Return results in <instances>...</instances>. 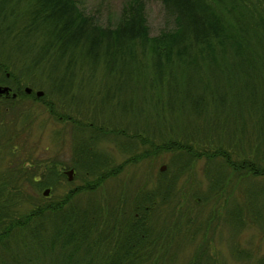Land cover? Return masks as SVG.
<instances>
[{
  "label": "trees",
  "instance_id": "trees-1",
  "mask_svg": "<svg viewBox=\"0 0 264 264\" xmlns=\"http://www.w3.org/2000/svg\"><path fill=\"white\" fill-rule=\"evenodd\" d=\"M156 1L172 28L154 36L146 0L127 1L115 26L86 14L83 0H0V80L10 73L18 87L33 76L43 81L42 103L55 120L72 123L74 148L73 164L48 159L54 166L35 182L42 163L13 161L33 122L20 128L21 100L0 98V163L12 162L4 172L0 166V264H172L182 251L173 243L206 231L191 224L215 233L221 222L236 224L240 209L229 221L217 210L193 214L198 189L181 195L178 187L201 184L194 175L203 158L210 184L203 206L220 204L215 195L228 189V210L242 182L264 174V0ZM76 129L87 137L82 143ZM109 134L136 151L126 166L151 168L113 191L107 182L118 166L99 173L107 164L98 143ZM164 154L167 170L156 176ZM59 165L89 175L60 199L43 197L62 186ZM32 186L37 198L26 192Z\"/></svg>",
  "mask_w": 264,
  "mask_h": 264
},
{
  "label": "rangeland",
  "instance_id": "rangeland-1",
  "mask_svg": "<svg viewBox=\"0 0 264 264\" xmlns=\"http://www.w3.org/2000/svg\"><path fill=\"white\" fill-rule=\"evenodd\" d=\"M127 1L129 0H83V9L85 13L89 15L100 13L99 17H101L103 24L107 25L111 23L112 26H115L121 18L122 9L124 8ZM146 1L147 15L152 35H158L160 31L165 28H172L169 24V19L165 15L162 3L156 0ZM251 72L252 77L256 78L257 72L253 70ZM262 73L264 75V70ZM31 78L33 79L32 81L26 80L28 86L35 87L40 83L41 85H38L37 87L42 89L43 81H40L39 79L34 80V76ZM192 78L196 79V76H193ZM228 105L231 107V104ZM20 106L21 116L23 117L19 121L20 128L24 127L26 124V118L29 119V122L32 121L33 123L28 127L29 130L27 133L20 139L22 145L17 146V153L13 161L15 164L16 160L25 161L28 158L29 161H33L31 163L33 165L42 163L38 165L40 168L38 169V172H35V178L40 182L45 181L43 180L44 172L47 170V168L52 167V165L54 166L53 163L50 164V162L54 161L53 159H56V161L60 160L63 163H68L70 165L74 162V148L72 139L73 132L71 129L72 123L70 121L61 122L59 119H57L58 117L56 119L60 122H57V120L52 117L49 109L44 107L43 103L25 99L19 102L18 107ZM189 117L192 118V116ZM7 119L11 120V117L8 116ZM252 130L254 129L252 126H250L249 131L251 135ZM58 131L61 133L56 136V132ZM75 136L80 137V143L87 139L86 135L82 136L81 131L77 129L75 130ZM123 142L124 141L117 142L114 135L109 134L106 135L105 138L101 139L98 143V150H100L99 153H101V160H105L102 163H105V165L107 164L105 166L107 168L100 170L99 173L101 175H108L115 166H118L117 168L121 170L116 178H111L107 182V184H110L111 191L116 189L118 184H126L127 179H130L135 174L142 177V174L147 172V169L151 172V168H148L147 165L148 162H139L136 164L133 163L126 166L125 162H128L129 158H131L136 151L128 152V148L124 150V146L126 145L124 144L123 146ZM260 147H263L262 152H264V142H261ZM245 156L249 157L248 155ZM233 157H235V155H233ZM251 157H253V154ZM170 158L171 156L168 154H164L162 156V159L156 164L154 168V175L158 176L161 166L164 164L168 165ZM242 159L243 158L238 161L241 162ZM6 160L10 161L9 159ZM7 161L0 163L1 168H3L1 169L2 172L6 171V169L12 166V162H10L7 166ZM219 161L224 162V160ZM196 162V174L194 176L196 181L201 182V184H179L178 187L180 188L181 195L183 194L184 190L191 191L192 189H198L197 192L199 193L200 199L199 197L196 199L198 205L194 204L192 209L193 214L203 211V216L205 218H209L211 213L217 210L218 212L220 211L222 218L228 221L230 216L228 213L230 210L235 215L236 208H238L240 209L241 214L239 215L237 221L235 220V225H228L225 222H221L217 233L213 231L214 226H212V228H202L200 226V222L198 221H196L194 224H191L194 231L196 228L201 230L206 229V231L204 230V232L198 233L195 240L190 244L184 243L183 241H181L179 244L173 243V247L171 248H175V246H177L182 251L172 264H264V174H261L262 176L251 175L248 177L249 180H244L242 182L241 189L239 191L240 195L237 198L238 203L234 207L229 206L228 210L223 207V201L225 200V196H227L226 192L228 189H225L223 192L215 195L214 200H220L221 198V203L219 201L220 204H214L213 207L208 203L209 206L205 207L203 206L204 200L206 198L204 197V194L210 188V184L207 183L208 181L205 175V167L207 164L203 158L198 159ZM111 163H114L112 167L110 165ZM25 167L30 168L29 163H26ZM57 169L59 174L62 176V180L59 181L62 183V186L57 189L55 194H51V191H49L47 196L45 195L47 189H44L41 195L43 197H48V199L55 197H59L58 199H60L61 196L65 195L72 187L75 188L83 185V181L89 175L78 174V183L69 185L67 177L64 175V173L70 170V167L67 168L64 165H59ZM165 170H167V167ZM145 174L147 175V173ZM142 179L147 180L146 176H144ZM182 180L184 182L189 181V179L187 180V177H183ZM138 181H140V179H138ZM154 181V177H151L150 182ZM133 186L135 187L137 184H133ZM148 187L151 188V190L148 189L149 192L153 191L154 184L149 183ZM129 190L134 189L131 186ZM26 192L33 195L35 198H37L39 195L38 191L35 190L33 186L28 188L26 187ZM236 194H238V191ZM189 196L190 194L187 195V197ZM237 196L238 195L234 194L233 197L235 200ZM184 199L188 200L189 198ZM183 206L186 207L185 204H183ZM27 208L28 207H23L20 210L23 211V209ZM183 210L184 208H181L180 213L183 212ZM162 221L163 220L159 221V224H162ZM166 245L167 243H164V246ZM196 257L198 259H196Z\"/></svg>",
  "mask_w": 264,
  "mask_h": 264
},
{
  "label": "flooded vegetation",
  "instance_id": "flooded-vegetation-1",
  "mask_svg": "<svg viewBox=\"0 0 264 264\" xmlns=\"http://www.w3.org/2000/svg\"><path fill=\"white\" fill-rule=\"evenodd\" d=\"M0 85L1 86H8L10 87L11 89H13L17 94H19V96L21 97H25L27 98L28 100H32V101H36V102H39V103H42L45 96H46V93L45 95L42 97V98H37V93H38V89L37 88H34V87H18L15 83V81L11 78V74L10 73H6L5 74V78H2L0 80ZM27 89H30L29 91H27ZM32 89V90H31ZM37 89V90H36ZM18 96V95H17ZM20 97V98H21ZM48 100H46V104L48 105L47 103ZM48 169V168H47ZM47 175H48V172H47ZM64 175L66 176V174L64 173ZM77 176V173L75 175V177ZM68 181V180H67ZM70 182V181H68ZM72 182V181H71Z\"/></svg>",
  "mask_w": 264,
  "mask_h": 264
},
{
  "label": "water",
  "instance_id": "water-1",
  "mask_svg": "<svg viewBox=\"0 0 264 264\" xmlns=\"http://www.w3.org/2000/svg\"><path fill=\"white\" fill-rule=\"evenodd\" d=\"M30 89H27L29 91ZM38 96H42L44 92L39 91ZM0 96L6 99H15L17 97L16 93L8 86H0ZM166 169V165L161 166V171H164ZM75 171L74 169H71L66 172V175L68 176V179L72 181L74 179ZM49 194V190H46L45 195L47 196Z\"/></svg>",
  "mask_w": 264,
  "mask_h": 264
},
{
  "label": "bare ground",
  "instance_id": "bare-ground-1",
  "mask_svg": "<svg viewBox=\"0 0 264 264\" xmlns=\"http://www.w3.org/2000/svg\"><path fill=\"white\" fill-rule=\"evenodd\" d=\"M35 182H39V181H37V179H36Z\"/></svg>",
  "mask_w": 264,
  "mask_h": 264
}]
</instances>
